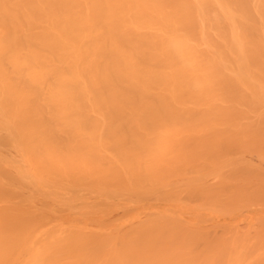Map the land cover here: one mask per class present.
Returning <instances> with one entry per match:
<instances>
[{
	"label": "bare ground",
	"instance_id": "1",
	"mask_svg": "<svg viewBox=\"0 0 264 264\" xmlns=\"http://www.w3.org/2000/svg\"><path fill=\"white\" fill-rule=\"evenodd\" d=\"M0 264H264V0H0Z\"/></svg>",
	"mask_w": 264,
	"mask_h": 264
}]
</instances>
